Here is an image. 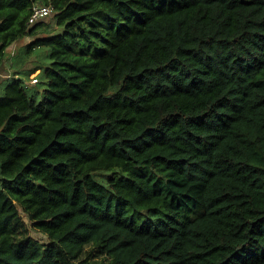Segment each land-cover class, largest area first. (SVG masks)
<instances>
[{
    "label": "trees",
    "instance_id": "1",
    "mask_svg": "<svg viewBox=\"0 0 264 264\" xmlns=\"http://www.w3.org/2000/svg\"><path fill=\"white\" fill-rule=\"evenodd\" d=\"M3 66L0 264H264V0H0Z\"/></svg>",
    "mask_w": 264,
    "mask_h": 264
},
{
    "label": "rangeland",
    "instance_id": "2",
    "mask_svg": "<svg viewBox=\"0 0 264 264\" xmlns=\"http://www.w3.org/2000/svg\"><path fill=\"white\" fill-rule=\"evenodd\" d=\"M49 20L50 19H53L51 20L52 21V26L51 27H55V19H54V15H52V17H49L48 18ZM30 39V38H29ZM32 39V37H31ZM27 39H24V40H20L19 42H22V44H19L17 46V48H15V50L13 51L14 52V55L12 56L13 58L17 57L16 54L17 52L20 50V47L23 49V53L22 55H20L16 60L18 61V64L21 63V65L23 66L22 68H32L34 67L35 65H43V64H46L47 62V59H46V49L45 48H38L37 50H35L33 53L30 54V56L26 55L25 53V49H24V46L26 45L27 42H25ZM32 41V40H31ZM21 45V46H20ZM11 55V53H10ZM9 55V56H10ZM10 61L13 59L9 58ZM23 59V61H21ZM8 60V59H7ZM10 61H7L9 66L8 70H12V72L10 73H13V66H11L12 64L10 63ZM14 63V62H12ZM15 64V63H14ZM7 70V69H6ZM38 73H39V70L35 71L34 73H32L29 77L26 73H22L23 75V78L27 81V83L29 84V92H33L35 91L36 89H42V85L41 84H36L32 81L33 77H36L38 76ZM8 72H6L4 70V66L2 67L1 71H0V89H1V85H3V83L9 79L8 77ZM11 77V76H10ZM36 84V85H35ZM22 216L23 218L25 219V221L28 223V226L30 228V235H32L33 237L39 239L40 241H43V242H46L47 241V236L42 233L41 231L37 230L33 225L32 223L30 222L28 216L22 212Z\"/></svg>",
    "mask_w": 264,
    "mask_h": 264
},
{
    "label": "built area",
    "instance_id": "3",
    "mask_svg": "<svg viewBox=\"0 0 264 264\" xmlns=\"http://www.w3.org/2000/svg\"><path fill=\"white\" fill-rule=\"evenodd\" d=\"M54 12V6L52 4L35 3L32 7V13L29 17V23L35 24L38 21L49 17ZM37 76L33 77L32 81L37 82Z\"/></svg>",
    "mask_w": 264,
    "mask_h": 264
},
{
    "label": "crops",
    "instance_id": "4",
    "mask_svg": "<svg viewBox=\"0 0 264 264\" xmlns=\"http://www.w3.org/2000/svg\"><path fill=\"white\" fill-rule=\"evenodd\" d=\"M27 40L25 41V42H29V38L27 37L26 38ZM24 40V39H23ZM23 42V41H22ZM22 42H17L16 44H14V48H13V51L15 50V48H17V46L21 43L22 44ZM13 46H11V48H12ZM7 61H9V60H7ZM6 61V63L4 64V66L5 65H7L8 64V62ZM10 63L12 64V60L10 61ZM7 66H9V65H7Z\"/></svg>",
    "mask_w": 264,
    "mask_h": 264
}]
</instances>
